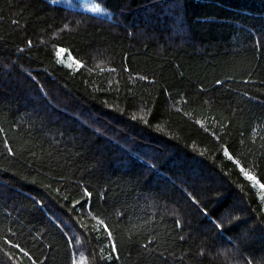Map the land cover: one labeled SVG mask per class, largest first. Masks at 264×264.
Listing matches in <instances>:
<instances>
[{
  "label": "trees",
  "instance_id": "16d2710c",
  "mask_svg": "<svg viewBox=\"0 0 264 264\" xmlns=\"http://www.w3.org/2000/svg\"><path fill=\"white\" fill-rule=\"evenodd\" d=\"M92 1L0 0V264H264V0Z\"/></svg>",
  "mask_w": 264,
  "mask_h": 264
},
{
  "label": "snow or ice",
  "instance_id": "6c2138e0",
  "mask_svg": "<svg viewBox=\"0 0 264 264\" xmlns=\"http://www.w3.org/2000/svg\"><path fill=\"white\" fill-rule=\"evenodd\" d=\"M64 51H65V50H64L63 48L58 49L57 55H60V54L63 53ZM76 65H77V66H80V67H83V65H80L78 61L76 62ZM241 171H242L243 175H244L248 180H250V181H256V177H255V176L250 175L248 172L244 171L243 169H241ZM256 183L259 184L258 181H256ZM259 187H260L261 189H264V184H259ZM105 227H106V226H105ZM107 234H108V236H111V232H108ZM6 242H7L8 244H12V241H11V240H7ZM13 247L19 249L20 252H22L25 256H28V255H29L27 252H25V250H24L23 248H20V245H19V244H15V245H13ZM113 249H115V245H113ZM29 258H31V257H29ZM80 264H83V260L80 261Z\"/></svg>",
  "mask_w": 264,
  "mask_h": 264
},
{
  "label": "rangeland",
  "instance_id": "374dc122",
  "mask_svg": "<svg viewBox=\"0 0 264 264\" xmlns=\"http://www.w3.org/2000/svg\"><path fill=\"white\" fill-rule=\"evenodd\" d=\"M81 3L78 5L81 7V9L85 10V11H89L92 13H105L104 12V7H102L100 4L92 1V0H84L85 2H83V0H80Z\"/></svg>",
  "mask_w": 264,
  "mask_h": 264
},
{
  "label": "bare ground",
  "instance_id": "6f19581e",
  "mask_svg": "<svg viewBox=\"0 0 264 264\" xmlns=\"http://www.w3.org/2000/svg\"><path fill=\"white\" fill-rule=\"evenodd\" d=\"M83 2H85V1L83 0Z\"/></svg>",
  "mask_w": 264,
  "mask_h": 264
}]
</instances>
